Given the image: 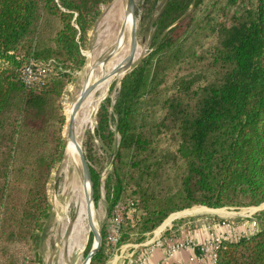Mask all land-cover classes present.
<instances>
[{
  "label": "trees",
  "instance_id": "trees-1",
  "mask_svg": "<svg viewBox=\"0 0 264 264\" xmlns=\"http://www.w3.org/2000/svg\"><path fill=\"white\" fill-rule=\"evenodd\" d=\"M110 1L0 0V264H44L48 184L67 146L63 95ZM205 1L186 13L190 0H170L153 50L121 81L114 130L108 121L97 130L111 158L118 134L116 159L140 171L139 179L135 172L117 177L114 202L128 200L118 244L194 205L264 203V0L218 21L207 49L181 56ZM31 61L52 65L35 85L20 75ZM153 108L158 118H150ZM107 259L102 247L91 264ZM216 264H264V224L254 235L223 240Z\"/></svg>",
  "mask_w": 264,
  "mask_h": 264
},
{
  "label": "rangeland",
  "instance_id": "rangeland-1",
  "mask_svg": "<svg viewBox=\"0 0 264 264\" xmlns=\"http://www.w3.org/2000/svg\"><path fill=\"white\" fill-rule=\"evenodd\" d=\"M185 1L187 2L188 0ZM190 1L191 5L186 13L195 8V0ZM169 2L170 0H135L136 44L138 50L133 63L129 67L122 68L123 70L120 69L116 75L111 77L109 86L105 90L95 89L91 92V102L88 103L86 102L87 99L85 100L75 119L76 138L82 147V154L84 151L86 155L87 164L89 163L88 167L93 189L92 211L94 213V223L100 234L101 248L103 247L104 254L108 256L106 264H135L142 253L145 252L144 250L153 244L152 240L156 236L155 232L158 233L173 218L182 215L184 216L176 219V222H172L170 225L174 231H177V234L183 233L188 229H194L209 221L217 225H228L231 236L237 240L244 236L256 234L261 225L264 224L263 202V204L261 203L258 206L248 207L209 208L207 206L194 205L182 212L172 213L167 220L151 231L142 232L141 229L134 230L124 242L119 244L118 242L113 243L110 240L113 226L116 223L117 208L118 206H124L125 202L128 201L114 202L117 197V177L119 175L123 177L126 172L132 177L133 172H135V179H139L140 171H135L131 168L127 159H125L126 162L124 161V163L116 159L121 140L118 134L116 135L118 141L117 148L111 158V154L105 146L104 135L102 136L100 145L97 130L100 127L103 132L107 121L114 130L115 117L113 116V105L120 98L121 81L126 74L153 50V43L158 34L157 25L159 17ZM254 5V0H206L201 6L197 7L192 29L178 47L179 54L181 56H190L195 52L204 51L212 43L213 31L218 21ZM119 8L122 9V15L116 17L117 19H114V17L112 20V15L110 14L114 13L113 11L118 12ZM126 9L127 0H112L107 4L101 5V14L97 17L95 24L88 32V42L86 48L82 51L85 56V64L81 70L77 71L75 80L69 84L63 95V106L66 115L63 136L67 141V151L63 161L53 172L48 184V195L52 203V213L45 226L40 250L44 264H82L88 258L97 241L94 232L90 229L86 215L83 223L85 225L84 244L82 243L80 251L73 255L72 259L65 255V253L61 255L62 249H64L63 246L69 240L79 219L78 209L76 207L71 208L69 205L70 195L67 193V176L72 177V174L76 172L80 185L84 183L83 167L79 161L80 156L78 153H74L75 157H78V164H76L73 157H71L72 153L69 151V109L73 108L87 84L90 71L91 73L94 72V77L89 81L91 84L100 79L105 72H110L117 65L118 61L125 59L129 55L132 29H128L123 44L104 67L102 68L97 65L115 50ZM107 26H111L113 30L110 40L103 36L104 28ZM95 70L97 71L95 72ZM107 99H109V103ZM159 115L160 111L157 110L155 113L153 108L150 118H158ZM67 161L73 162L76 167L78 166L77 171L71 168L67 173V166L65 164ZM161 233L162 235L159 233V237H162L164 234V232Z\"/></svg>",
  "mask_w": 264,
  "mask_h": 264
},
{
  "label": "bare ground",
  "instance_id": "bare-ground-1",
  "mask_svg": "<svg viewBox=\"0 0 264 264\" xmlns=\"http://www.w3.org/2000/svg\"><path fill=\"white\" fill-rule=\"evenodd\" d=\"M113 12L114 13L110 14V15H112L111 16L112 20H113L114 17H115L114 19H117L116 17L122 15V9L121 8H119L118 12H115V11H113ZM135 15H136V3H135V0H127V9H126L125 16H123V25H122V28L125 27L124 39H123L122 43H120V45H118V46L116 45L115 50L113 51V53L108 55L106 58H104L102 61H100V63L97 64L98 66L103 68L104 65L109 61V59L112 58L113 54L121 47V45L123 44L124 40L126 39L125 36H126V33L128 32V29L130 30V29H132L134 27L135 32H136V18H135ZM108 21H110V20H108ZM104 30L105 31L103 33V36L107 37L108 40H110V36L113 33V30H112L111 26H109V27L107 26L106 28H104ZM132 42H133V35L131 37V48H130L129 55L131 54V51H132ZM127 47H129V46H127ZM137 50H138V48H136L135 52H137ZM129 55L125 59L118 61L117 65H119L121 63V61L126 60L129 57ZM119 59H121V58H119ZM97 70H95V72ZM110 72H105L104 75L100 79L94 81L93 83H97L96 86L90 92H87V89L89 88V86L91 84H93V83H91V84L89 83V81L94 77V72L91 73V71H90L89 80L87 81V84L85 85L83 91L81 92V94H80L78 100L76 101V103L74 104L73 108L69 109V115H70L69 121H68L69 123L71 122V120L73 118L76 119V115H77L79 109L81 108L82 104L85 102L86 99H87L86 102H88V103L91 102V98H92V95H90L91 92H93L95 89H99V90L103 91L109 86L111 78L106 80V81H103L101 83H100V81ZM70 111H71V113H70ZM73 143H76L80 148H82L81 145L77 141L76 134H74V141L72 143L70 142V144H69V151H70V153H72L71 157H73V159L75 160L76 164H78V157H75V155H74V153H75V149L74 148L75 147H74ZM83 156H84V158L86 160L84 152H83ZM79 161L81 162L80 157H79ZM65 164L67 166V173H68L69 169H71V168L72 169H76V171H77V167L78 166L76 167V165L73 162L67 161ZM81 165H82V162H81ZM83 172H84V170H83ZM72 175H73L72 177H69V175L67 176V182H68V191H67V193L70 195V198H69L70 207L71 208L72 207H76L78 209L77 213H79V219L77 220L78 222L75 225L74 230L72 231V234H71L69 240L65 243V246H63L64 249H62V253H61V255H63L65 253V255H67L71 259H72L73 255L78 253V251H80V249L82 247V243H83V239H84V231H85V229H84L85 225L83 223H84V217L86 215H87V218H88V223L90 225V229H91V231H93L92 230V223H91V220H92L93 189H92L91 182H90L89 178L85 175V172L83 173L84 183L82 185H80V183H79L78 175L76 174V172L74 174H72ZM65 183H66V181H65ZM207 210H209V209H207Z\"/></svg>",
  "mask_w": 264,
  "mask_h": 264
},
{
  "label": "crops",
  "instance_id": "crops-1",
  "mask_svg": "<svg viewBox=\"0 0 264 264\" xmlns=\"http://www.w3.org/2000/svg\"><path fill=\"white\" fill-rule=\"evenodd\" d=\"M183 216L184 215L173 218L167 225L164 226L163 229H160L158 233L155 232L156 236L152 240V242H154L156 239L159 238V233L162 235L161 232H165L166 229H171L172 227H170V225L172 222ZM228 228L230 227L226 224L217 225L215 223H211L207 221L205 222V224H201L198 227H195L194 229H188L187 231L180 234H177L176 233L177 231H173L172 234L173 236L172 237L166 236V238L173 240H176L177 238L191 239L193 242V247L188 250H178L174 253V255L171 258L168 259L166 258L165 249H156L154 250L153 253L150 254L148 261L145 262L144 264H173L176 262L180 264H215L214 256L216 254V247H215V243L213 242V238L218 234L219 235L222 234L226 236L227 240H234ZM146 250L144 251L146 252ZM145 252H143L142 255H144ZM135 264H140V263L136 261Z\"/></svg>",
  "mask_w": 264,
  "mask_h": 264
},
{
  "label": "built area",
  "instance_id": "built-area-1",
  "mask_svg": "<svg viewBox=\"0 0 264 264\" xmlns=\"http://www.w3.org/2000/svg\"><path fill=\"white\" fill-rule=\"evenodd\" d=\"M51 63H36L34 61H31L27 65H25L22 70H21V78L22 80L27 84V85H35L41 82L42 78L47 75V73L51 69ZM125 207L124 206H118L117 211H116V223L113 226V232H112V237L111 241L118 242V239L120 237V233L123 227V223L125 222ZM231 233V231L229 230ZM228 232V234H229ZM226 240V236L222 234H218L213 238V242L215 243L216 250L219 246V244L223 241ZM193 247V242L191 239H169L166 237H159L156 239L152 245L148 247L146 250L145 254L142 255L139 259L138 262L140 264H144L145 262L148 261L149 256L151 253L154 252L156 249H165L166 250V258H171L174 253L178 250H188ZM215 259V264H216V254L214 256ZM173 264H180L178 262L173 263Z\"/></svg>",
  "mask_w": 264,
  "mask_h": 264
},
{
  "label": "water",
  "instance_id": "water-1",
  "mask_svg": "<svg viewBox=\"0 0 264 264\" xmlns=\"http://www.w3.org/2000/svg\"><path fill=\"white\" fill-rule=\"evenodd\" d=\"M124 31H125V27H123L121 29V33H120V36H119V40L117 42V46L120 45V43H122L123 39H124ZM132 35H133V42H132V51H131V54L129 55V57L124 60V61H121V63L119 65H117L114 69H112V71L110 73H108L101 81H106L108 79H110L111 77H113L114 75H116L120 69L122 68H125V67H129L135 57H136V48H137V44H136V32H135V29L134 27L132 28ZM97 83H93L89 86V88L87 89V92H90L95 86H96ZM74 134H75V119L73 118L71 120V122L69 123L68 125V140H69V144L70 142L72 143L74 141ZM74 145V149H75V152L78 153V155L80 156V159H81V162H82V167H83V170L85 172V175L89 178L90 182H91V176H90V170H89V167H88V164L82 154V150L81 148L76 144V143H73ZM66 151H67V148H66ZM93 207V206H92ZM91 223H92V230L95 234V237L97 239L96 241V244L93 248V250L90 252L88 258L82 263V264H91V261L93 259V257L99 252L100 248H101V238H100V234L99 232L97 231L96 227H95V223H94V213L92 211V220H91Z\"/></svg>",
  "mask_w": 264,
  "mask_h": 264
}]
</instances>
